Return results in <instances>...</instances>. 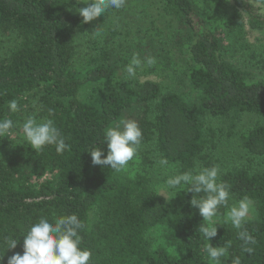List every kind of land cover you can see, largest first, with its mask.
<instances>
[{
  "label": "trees",
  "instance_id": "16d2710c",
  "mask_svg": "<svg viewBox=\"0 0 264 264\" xmlns=\"http://www.w3.org/2000/svg\"><path fill=\"white\" fill-rule=\"evenodd\" d=\"M162 1L197 93L193 103L163 91L155 80L123 78L119 64L125 60L110 37L88 39L87 52H79V35L90 25L76 12L77 0H0V38L8 43L0 53V119H12L17 128L26 115L51 118L69 145L63 154L54 145L35 152L22 136L0 137V264L23 254L21 236L36 217L73 213L86 224L82 247L91 250L90 264H212L198 228L203 217L191 205L196 194L161 195L158 160L179 173L219 168L220 143L233 136L252 155L249 161L264 158V80L253 79L227 56L230 43L245 37L246 24L264 32V14L249 0H219L227 13L212 20L201 0ZM145 41L137 46L146 54L168 52ZM250 55L264 65L263 53L259 59ZM12 99L19 104L15 113L8 108ZM243 114L258 121L239 131ZM121 119L135 120L142 129L137 155L119 172L93 165L88 150L100 147L106 156L103 130ZM248 165L219 168L230 200L246 196L256 204L244 224L256 240L252 254L243 251L246 245L232 226L218 227L210 238L214 247L230 244L224 264L234 257L241 264H264V170ZM157 228L160 240L151 235ZM7 238L19 239L17 246L7 250Z\"/></svg>",
  "mask_w": 264,
  "mask_h": 264
},
{
  "label": "clouds",
  "instance_id": "9594fccd",
  "mask_svg": "<svg viewBox=\"0 0 264 264\" xmlns=\"http://www.w3.org/2000/svg\"><path fill=\"white\" fill-rule=\"evenodd\" d=\"M78 3L86 5L77 8L78 13L83 17L82 23H89L102 13H108L110 9H121L126 0H77ZM92 35L97 39L103 38V30L97 27ZM137 54H133L129 63L125 66L126 79L135 78L137 70L144 66ZM148 66L156 64L154 57L146 60ZM11 112L19 111V104L16 99L8 102ZM52 110L49 109V116ZM14 122L10 118L0 119V137H8ZM23 143L40 152L45 146L54 145L57 154H63L69 147L66 138L60 128L55 125L51 118L38 120L35 116L29 115L21 126ZM143 132L139 124L132 119H121L118 123L110 125L103 130V139L107 142V155L100 147H91L90 155L93 165H101L119 172L127 167L137 155L142 143ZM168 161L164 158L158 160V166L164 168ZM218 166L199 167L184 171L178 174L168 175L164 184L157 190L161 195L162 189L170 190L177 196V190L193 192L196 195L191 199V205L199 209L203 217V223L198 227L199 233L206 242L205 249L212 264H224L222 258L229 257L230 244L214 247L210 238L217 235V226L230 224L238 230V237L246 245L243 251L252 254L256 240L253 235L244 227L249 218L251 201L243 197L233 203L231 198L230 185L220 181ZM203 195H200V194ZM171 197V198H172ZM199 197V198H197ZM166 198V197H165ZM226 209L223 215L221 208ZM86 224L77 214H68L59 217L41 215L35 218L27 228L23 237V254L15 253L8 258L7 264H90L91 250L82 247V231ZM19 239L7 238V250L15 248ZM4 257V256H3ZM0 258V261H2ZM231 264H241L239 257H234Z\"/></svg>",
  "mask_w": 264,
  "mask_h": 264
},
{
  "label": "rangeland",
  "instance_id": "374dc122",
  "mask_svg": "<svg viewBox=\"0 0 264 264\" xmlns=\"http://www.w3.org/2000/svg\"><path fill=\"white\" fill-rule=\"evenodd\" d=\"M201 0L206 13L214 20L220 16H223L226 9L220 5L219 0ZM219 1V2H218ZM257 9L264 14V0H249ZM233 0H228V3L232 4ZM86 5L77 2V8L85 7ZM218 6L221 9H218ZM228 7H230L227 4ZM162 0H126V3L121 9H110L108 13H102L100 16L89 22V29L86 33L79 35V42L82 46L79 48V52H87V40L96 39L98 41L105 40L110 37L112 46L116 50L122 60L120 65L119 74L125 78L126 73L124 71L125 66L129 63L133 54H137L142 61H145L144 66L137 70V76L141 80L152 79L157 81L163 91H175L180 93L187 102L193 103L197 100V93L194 92L190 81L186 75L187 64L184 61V55L177 52V46L172 41V34L176 28V24L172 22L171 18L167 16L163 10ZM76 8V12L78 13ZM79 14V13H78ZM80 15V14H79ZM82 17V16H81ZM83 18V17H82ZM245 22L246 19L244 18ZM97 27L103 30V38L97 39L92 35ZM247 32L243 39L239 42L230 43L227 56L231 58L235 63L241 67L248 69L251 72L252 78L255 80H264V65L254 59L251 60L250 53H255L257 59L261 53L264 54V32L251 30L246 24ZM140 40H151L157 48L168 51L167 53L160 52L161 56H155L153 54H146V51H142L144 46L137 42ZM1 43L0 38V53L5 50V45L8 44L7 40ZM142 42V44H144ZM247 44L248 49L243 50L241 45ZM165 51V52H166ZM148 57H154L156 64L148 66L146 60ZM29 115H26L24 120ZM19 123L17 128H12L11 135L22 136L21 126L23 121ZM258 121V117L255 114H243L238 125V130L241 131L246 127L254 124ZM250 155L242 146L239 137L233 136L230 139L222 140L220 143L217 155L219 159V168H227L235 164L249 163L248 167H252L253 170H264V158L253 157L248 160ZM177 170H174L168 166L162 168L158 166L156 170L157 180L155 181L156 189L164 184L168 175L178 174ZM164 196L170 198L172 192L167 189H162ZM238 199H231L229 203H233ZM251 201V200H250ZM256 204L251 201V210L249 218L255 214ZM223 215V214H221ZM231 226L230 224L218 225ZM161 229L157 228L151 232V235L160 240Z\"/></svg>",
  "mask_w": 264,
  "mask_h": 264
}]
</instances>
